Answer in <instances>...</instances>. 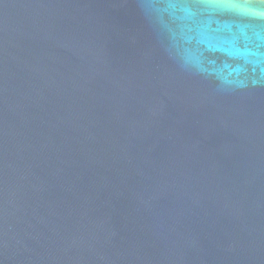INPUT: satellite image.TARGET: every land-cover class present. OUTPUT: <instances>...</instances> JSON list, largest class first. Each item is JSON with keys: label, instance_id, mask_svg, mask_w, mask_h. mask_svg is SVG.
Returning a JSON list of instances; mask_svg holds the SVG:
<instances>
[{"label": "water", "instance_id": "1", "mask_svg": "<svg viewBox=\"0 0 264 264\" xmlns=\"http://www.w3.org/2000/svg\"><path fill=\"white\" fill-rule=\"evenodd\" d=\"M0 264H264V0H0Z\"/></svg>", "mask_w": 264, "mask_h": 264}]
</instances>
